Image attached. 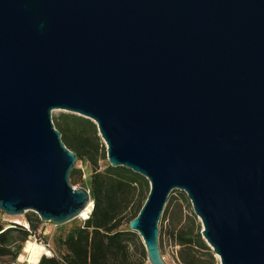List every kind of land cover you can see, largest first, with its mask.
I'll list each match as a JSON object with an SVG mask.
<instances>
[{
    "label": "water",
    "instance_id": "95a60500",
    "mask_svg": "<svg viewBox=\"0 0 264 264\" xmlns=\"http://www.w3.org/2000/svg\"><path fill=\"white\" fill-rule=\"evenodd\" d=\"M55 109L92 120L144 176L129 230L190 199L220 264H264V0H0V209L65 224L94 208ZM84 220V221H85ZM26 227V226H25Z\"/></svg>",
    "mask_w": 264,
    "mask_h": 264
},
{
    "label": "trees",
    "instance_id": "16d2710c",
    "mask_svg": "<svg viewBox=\"0 0 264 264\" xmlns=\"http://www.w3.org/2000/svg\"><path fill=\"white\" fill-rule=\"evenodd\" d=\"M54 124L65 145L77 154L78 159L88 160L92 167L90 188L94 208L82 224L54 238L55 255L42 257L39 264H145L146 250L137 243L136 233L127 225L144 205L150 191L149 181L123 166L108 165L100 170L99 162L107 159V153L92 120L67 114ZM76 173L73 170L71 178H75ZM175 191L169 197L163 220L169 213ZM27 222L28 228L20 224L0 228V259L10 256L15 260L30 231L36 232L40 228L41 220L36 214L27 216ZM162 236L163 228H160V246ZM173 240L180 246L178 256L182 264H220L201 234L194 240L177 230L173 231Z\"/></svg>",
    "mask_w": 264,
    "mask_h": 264
},
{
    "label": "rangeland",
    "instance_id": "374dc122",
    "mask_svg": "<svg viewBox=\"0 0 264 264\" xmlns=\"http://www.w3.org/2000/svg\"><path fill=\"white\" fill-rule=\"evenodd\" d=\"M67 114L73 113L63 109H55L53 111L54 123ZM108 165H110L108 158L104 161L101 160L99 162L101 171L108 167ZM74 170L77 173L75 178H71V182L73 183V185L76 187L90 188L93 170L89 161L86 159H78ZM172 197L173 200L169 207V213L165 220L161 219L159 224L160 228H163L161 252L166 264H182L178 256V250L180 246L177 245V243L173 240V231H183L195 240L199 234H201L202 236L201 231L203 229V226L198 216L194 213L192 203L184 191L176 190L172 194ZM168 203L169 200L166 204V207ZM34 214H36L34 211H27L22 215L10 216L0 209V228L7 229L10 227H14L15 224L23 225L18 221H27V216L33 217ZM83 222L84 220L73 219L72 221L65 224H55L52 221L41 220L40 228L36 232L30 231V235L28 236L27 240L22 243L21 249L15 260H13V258H11L10 256H7L3 259H0V264H25L29 256L28 251L30 245L33 244L47 247L52 251L53 255H55L54 238L60 233L66 232L71 227L82 224ZM28 227L29 226H26V228ZM127 228H129V225H127ZM15 236L18 235L15 234ZM136 241L137 243L143 245V240L138 233H136ZM197 253L200 254V251H197ZM216 258L220 263L219 258ZM145 264H150L148 258Z\"/></svg>",
    "mask_w": 264,
    "mask_h": 264
},
{
    "label": "bare ground",
    "instance_id": "6f19581e",
    "mask_svg": "<svg viewBox=\"0 0 264 264\" xmlns=\"http://www.w3.org/2000/svg\"><path fill=\"white\" fill-rule=\"evenodd\" d=\"M92 206H90V209L86 210L80 217L75 218L74 220L80 219V220H85L87 218ZM19 223L29 226L27 221H18ZM28 259L25 264H36L40 262L41 258L44 256H53L52 251L44 246H39L37 244L30 245L29 251H28Z\"/></svg>",
    "mask_w": 264,
    "mask_h": 264
}]
</instances>
